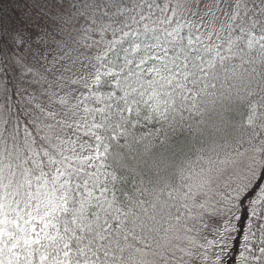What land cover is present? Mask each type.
I'll use <instances>...</instances> for the list:
<instances>
[{
  "label": "snow or ice",
  "instance_id": "obj_1",
  "mask_svg": "<svg viewBox=\"0 0 264 264\" xmlns=\"http://www.w3.org/2000/svg\"><path fill=\"white\" fill-rule=\"evenodd\" d=\"M0 264H264V0H0Z\"/></svg>",
  "mask_w": 264,
  "mask_h": 264
},
{
  "label": "trees",
  "instance_id": "obj_2",
  "mask_svg": "<svg viewBox=\"0 0 264 264\" xmlns=\"http://www.w3.org/2000/svg\"><path fill=\"white\" fill-rule=\"evenodd\" d=\"M244 223L246 224V221H244ZM238 251H239V246L237 245V253L238 254Z\"/></svg>",
  "mask_w": 264,
  "mask_h": 264
}]
</instances>
